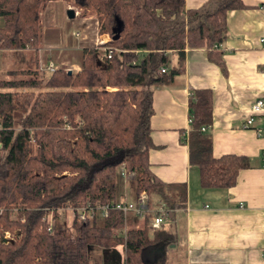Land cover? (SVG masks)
<instances>
[{
    "label": "trees",
    "instance_id": "16d2710c",
    "mask_svg": "<svg viewBox=\"0 0 264 264\" xmlns=\"http://www.w3.org/2000/svg\"><path fill=\"white\" fill-rule=\"evenodd\" d=\"M65 1L93 10L100 33H109L107 43L118 51L100 59L86 46L76 71L56 67L35 77L30 69L17 68L12 77L0 78V226L14 234L12 242H0V264H97L94 247L108 250L119 243L123 264H166L165 252L152 260L147 250L159 242L170 246L176 234L162 227L150 235L146 218L111 210L107 217L74 219L72 231L59 220L48 231L42 215L50 207L117 200L119 164L136 172L135 193L145 189L169 206H185L186 182L165 181L150 168L152 91L183 70L187 47H204L225 69L218 45L226 37V12L244 4L207 0L187 8L184 0ZM44 2L0 0L1 49L38 47ZM117 19L122 27L112 38ZM171 51L177 55L173 63ZM188 115L183 140L200 184L233 185L239 169L252 162L243 154L213 155L209 88L191 91Z\"/></svg>",
    "mask_w": 264,
    "mask_h": 264
},
{
    "label": "crops",
    "instance_id": "0c3cea01",
    "mask_svg": "<svg viewBox=\"0 0 264 264\" xmlns=\"http://www.w3.org/2000/svg\"><path fill=\"white\" fill-rule=\"evenodd\" d=\"M54 1L58 2L45 1V9ZM205 1L184 0L187 8ZM242 2V7L226 12V37L218 45L225 69L207 56L204 47H187L183 70L171 84L152 91L150 168L165 181H185L187 199L163 226L175 232V242L154 244L147 250L149 259L156 260L168 249L166 264H264V111L251 109L253 101L264 95V46L259 41L264 37V0ZM48 28L41 37L49 36ZM39 51V45L27 46L12 50V57L18 68L33 64L37 70ZM169 56L170 62L177 60L174 51ZM74 63L79 69V60ZM196 88L212 92V122L207 129L213 155L251 158L252 165L239 169L229 187L202 186L198 167L189 162L183 138L189 125L188 99ZM250 116L254 119L245 126ZM132 180L119 176L117 199L135 198ZM110 249L111 255L101 257L102 264H123V244Z\"/></svg>",
    "mask_w": 264,
    "mask_h": 264
},
{
    "label": "rangeland",
    "instance_id": "374dc122",
    "mask_svg": "<svg viewBox=\"0 0 264 264\" xmlns=\"http://www.w3.org/2000/svg\"><path fill=\"white\" fill-rule=\"evenodd\" d=\"M50 1V0H45ZM65 0H58V2L54 1L50 6H47L45 9L44 5L41 7L39 12L40 17V36L39 43L41 57L46 59V57L50 56L55 61L56 67H63L65 70L76 71L75 61L79 58V51L86 46H93L97 50V55L101 54L102 49L98 46L100 31L99 26L100 22L97 24V16L93 10L84 9L79 6H74L71 3ZM73 7L74 10H79L78 13H75L74 18L67 17V8ZM51 16H55L52 19ZM53 22V23H52ZM56 24V26L48 28V26H52ZM48 28L49 36H43L41 34L44 28ZM74 30L80 31V36L76 37L72 33ZM13 49H1L0 48V78L12 77V74L8 72L12 69H17V64L15 63V59L12 57ZM33 64H29L24 66L22 69H30L32 73H34ZM47 71H41L37 69L35 74H32L35 77H42L47 75ZM14 76V75H13ZM112 88V87H109ZM123 164H119L117 166V171L121 170V166ZM133 182V183H132ZM131 185L135 186V180L131 181ZM65 216L62 215L61 221L65 223ZM143 220V219H141ZM150 234L151 232L148 231ZM152 234V233H151ZM122 250V248L120 247ZM124 249V246H123ZM92 253L94 255L95 260H97V264H102L101 257L106 258L107 256L112 254L111 249L109 251L100 248L94 247L92 249ZM120 251V250H119ZM166 256L169 255L168 249L165 251Z\"/></svg>",
    "mask_w": 264,
    "mask_h": 264
},
{
    "label": "built area",
    "instance_id": "2783aa9c",
    "mask_svg": "<svg viewBox=\"0 0 264 264\" xmlns=\"http://www.w3.org/2000/svg\"><path fill=\"white\" fill-rule=\"evenodd\" d=\"M71 7V6H70ZM79 10H75L78 13ZM99 23L98 20L96 21ZM74 36L79 37L80 31L74 30L72 32ZM111 39L109 33H100L99 47L102 49L99 55L100 59L110 58L114 51H118V48L108 44ZM260 43L264 46V37L259 38ZM37 68L41 71H52L56 68L55 62L52 59H44L39 57ZM167 67L162 66L161 71H166ZM251 109L254 113H260L264 111V95L257 97L251 104ZM254 117H248L244 125L248 126L252 123ZM124 178H136L135 171H128L124 165L121 166L119 171ZM175 207L167 205L162 199H160L154 193H149L145 189L136 193L135 198L131 200L117 199L108 202L96 201L94 203L87 202L80 206L65 205L61 207L46 208L42 221L45 228L48 231H52L55 227L56 221L59 220L69 231H72V223L74 219L79 222H83L88 216L98 213L102 217H107L111 210H120L127 216L138 217L139 219H147L148 231L154 233L156 230L161 229L166 222L172 219ZM15 213H13L14 215ZM12 215V216H13ZM64 215L65 223L61 221V217ZM14 239V234L9 229H5L0 226V242L9 243Z\"/></svg>",
    "mask_w": 264,
    "mask_h": 264
},
{
    "label": "water",
    "instance_id": "95a60500",
    "mask_svg": "<svg viewBox=\"0 0 264 264\" xmlns=\"http://www.w3.org/2000/svg\"><path fill=\"white\" fill-rule=\"evenodd\" d=\"M74 15H75V10H74V8H73V7H69V8H67V16H68L69 18H73ZM121 27H122V22H121L119 19H117L116 25H115V26L113 27V29H112V31H113L112 38H117V37H118L119 32H120V30H121ZM69 72H70V70H69Z\"/></svg>",
    "mask_w": 264,
    "mask_h": 264
}]
</instances>
